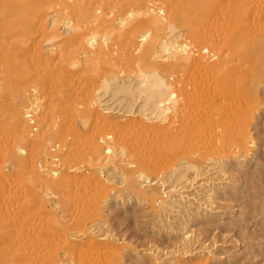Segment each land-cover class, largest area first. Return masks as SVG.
<instances>
[{
    "label": "bare ground",
    "instance_id": "obj_1",
    "mask_svg": "<svg viewBox=\"0 0 264 264\" xmlns=\"http://www.w3.org/2000/svg\"><path fill=\"white\" fill-rule=\"evenodd\" d=\"M263 86L264 0H0V264H124L100 224L117 187L160 220L212 210ZM181 237L143 256L215 258Z\"/></svg>",
    "mask_w": 264,
    "mask_h": 264
},
{
    "label": "rangeland",
    "instance_id": "obj_2",
    "mask_svg": "<svg viewBox=\"0 0 264 264\" xmlns=\"http://www.w3.org/2000/svg\"><path fill=\"white\" fill-rule=\"evenodd\" d=\"M261 90V110L252 125L256 152L251 159L229 164L227 175L216 173L211 176L216 181L214 187L217 191L212 210L202 208L201 212L199 209L196 212V209H190L192 207L181 208V213L167 215L170 221L160 220L148 204L134 200L127 204L126 199L123 200L127 189L117 187L116 193L120 196L117 201L114 195L109 197L101 210L100 224L106 225L101 229L109 231L125 246L124 264H155L153 259L143 255L151 250L161 256L173 253L182 243L181 236L186 231L196 237V247L214 251L216 256L210 264H264V86ZM190 175L194 176L193 173ZM38 208L24 213L20 224L30 223L32 217L37 222L41 213ZM187 209L193 210L191 215L185 212ZM7 213L5 209L0 216ZM43 240H46L44 235Z\"/></svg>",
    "mask_w": 264,
    "mask_h": 264
}]
</instances>
